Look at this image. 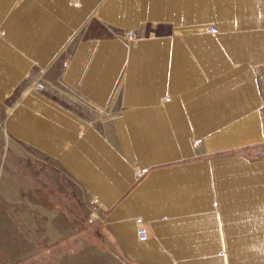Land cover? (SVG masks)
Instances as JSON below:
<instances>
[{"label": "crops", "instance_id": "obj_1", "mask_svg": "<svg viewBox=\"0 0 264 264\" xmlns=\"http://www.w3.org/2000/svg\"><path fill=\"white\" fill-rule=\"evenodd\" d=\"M36 69L87 104L33 85L6 128L99 202L126 262L264 264V0H0V101Z\"/></svg>", "mask_w": 264, "mask_h": 264}, {"label": "rangeland", "instance_id": "obj_2", "mask_svg": "<svg viewBox=\"0 0 264 264\" xmlns=\"http://www.w3.org/2000/svg\"><path fill=\"white\" fill-rule=\"evenodd\" d=\"M129 31L115 36L137 41L135 30L134 38L125 37ZM72 44L55 63L61 71L69 64ZM46 74L33 70L10 98L0 101V264H131L107 236L99 202L59 162L6 128L9 107L33 85L68 105L87 104L68 88L51 90L40 84ZM109 112L97 109L95 121Z\"/></svg>", "mask_w": 264, "mask_h": 264}, {"label": "built area", "instance_id": "obj_3", "mask_svg": "<svg viewBox=\"0 0 264 264\" xmlns=\"http://www.w3.org/2000/svg\"><path fill=\"white\" fill-rule=\"evenodd\" d=\"M209 30L211 32H215L216 31V28L215 27H210ZM125 37L127 38H134L135 37V32L134 31H129V32H126L125 33ZM67 65V64H65ZM170 98L167 97L165 98V101H169ZM147 172V170H141V171H138V174L139 175H143ZM136 224H137V230H138V238L140 241H146L148 240L149 238V233H148V230L146 228V224H145V221L142 219V218H137L136 219Z\"/></svg>", "mask_w": 264, "mask_h": 264}, {"label": "bare ground", "instance_id": "obj_4", "mask_svg": "<svg viewBox=\"0 0 264 264\" xmlns=\"http://www.w3.org/2000/svg\"><path fill=\"white\" fill-rule=\"evenodd\" d=\"M166 102H168V101H166ZM136 221V220H135ZM137 225V224H136Z\"/></svg>", "mask_w": 264, "mask_h": 264}]
</instances>
